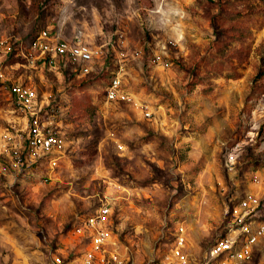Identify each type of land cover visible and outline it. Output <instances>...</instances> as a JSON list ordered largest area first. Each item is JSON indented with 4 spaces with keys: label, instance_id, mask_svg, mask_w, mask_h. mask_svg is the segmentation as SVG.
Wrapping results in <instances>:
<instances>
[{
    "label": "rangeland",
    "instance_id": "1",
    "mask_svg": "<svg viewBox=\"0 0 264 264\" xmlns=\"http://www.w3.org/2000/svg\"><path fill=\"white\" fill-rule=\"evenodd\" d=\"M42 31L100 54L50 58L32 45ZM0 70L63 140L55 166L31 155L32 118L0 83V264L84 250L73 229L101 202L136 264L179 227L206 264L242 201L239 218L264 221V0H0ZM115 76L126 101L106 99ZM245 264H264V239Z\"/></svg>",
    "mask_w": 264,
    "mask_h": 264
},
{
    "label": "built area",
    "instance_id": "2",
    "mask_svg": "<svg viewBox=\"0 0 264 264\" xmlns=\"http://www.w3.org/2000/svg\"><path fill=\"white\" fill-rule=\"evenodd\" d=\"M32 45L50 58L65 57L78 64L89 63L100 54L99 48H90L79 42L70 44L56 36L51 37L48 31H42ZM0 83L19 108L32 118L26 141L27 151L31 155L40 154L39 157L47 159L51 166H55L61 156L63 140L53 132L44 131L39 127L37 118L34 117V104L37 99L35 91L31 87L5 79L1 70ZM119 84L118 77L110 79L105 90L107 100H128L129 95L122 92ZM21 162L22 155L14 152L10 167L18 168ZM249 208V202L242 201L238 209H233V216L239 221L238 227L231 234L215 241L209 250V261L216 264H245L250 258L254 246L264 239V221L251 219L245 222V215L239 218L241 211ZM110 216V206L101 202L93 213L84 216L73 229L72 234L80 240L84 250L67 256L54 254L51 264H136L119 253L118 240L109 229ZM184 232V229L179 227L173 235L170 249L147 264H196L186 253Z\"/></svg>",
    "mask_w": 264,
    "mask_h": 264
}]
</instances>
